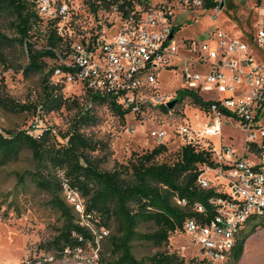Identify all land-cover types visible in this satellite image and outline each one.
<instances>
[{
	"label": "built area",
	"instance_id": "obj_1",
	"mask_svg": "<svg viewBox=\"0 0 264 264\" xmlns=\"http://www.w3.org/2000/svg\"><path fill=\"white\" fill-rule=\"evenodd\" d=\"M26 1L39 18L33 29L49 25L59 39L53 49L52 81L79 84L76 94L88 90L105 96L124 116L146 123L156 145L176 138L178 146L210 152L217 166H204L197 183L215 194L205 204H193V215L183 222L181 231L197 247L194 264H225L246 222L264 215V0L255 30L246 39L217 27L206 41L187 38L180 43L175 9L203 7L204 0H133L127 17L113 4L104 10L113 11L121 24L109 39L105 30H97L101 25L97 12L83 11L91 23L80 25L78 0ZM210 1L216 5L209 9L217 11L224 0ZM175 59L181 68L177 90L192 91L207 102L204 106L189 102L193 115L203 118L201 122L187 116L185 99L167 106L177 90L158 92L157 72L162 67L176 72ZM228 123L241 133L239 148L222 141L223 126ZM44 127L37 115L28 132L36 134ZM133 129L128 123L127 130ZM209 170L224 181L207 178L204 173ZM62 189L76 224L88 238L72 232L80 244L33 252L18 264H101L108 228L99 215L86 209L76 188L63 181ZM176 203L184 205L186 200L176 198Z\"/></svg>",
	"mask_w": 264,
	"mask_h": 264
},
{
	"label": "trees",
	"instance_id": "obj_2",
	"mask_svg": "<svg viewBox=\"0 0 264 264\" xmlns=\"http://www.w3.org/2000/svg\"><path fill=\"white\" fill-rule=\"evenodd\" d=\"M85 2L88 10L94 13L117 4L122 17H127L133 6V0ZM215 5L210 0L203 2L205 9ZM4 22L13 27L16 37H7L0 30V59H3L9 45L17 42L24 46L28 59L21 67L23 75H41L39 97L34 102L12 99L5 92L4 81L0 78V108L15 113L31 111L36 115L50 114L62 108L75 110L64 132L52 127H44L36 134L27 129L0 130V166L17 160L27 150L34 163V169L28 175L37 189L49 195L50 204L62 219L58 232L46 242L48 249L80 244L72 232L88 238V233L76 224L74 213L63 197L62 183L67 181L79 191L86 209L94 211L108 230L111 229L106 237L111 257L108 260L101 258V264H183L182 257L162 248L168 242L169 235L176 230L181 231L183 222L193 215V204H205L215 194L210 189H202L197 183L202 166H217L210 152L183 145L178 146L175 159L159 161L158 157L167 150L165 143L142 153L134 151L126 163L115 162L112 169H102L100 165L110 154L109 144L85 133V128L97 124V117L92 112L93 105L108 104L120 118H124L125 112L105 96L88 90L71 98L63 96L62 88L65 85L51 79L54 67L43 72L47 65L42 57H55L53 49L59 46L58 37L49 25H45V48L36 50L28 41L33 26L39 23L32 3L26 0H0V24ZM175 98L178 101L187 99L199 106L207 103L186 89H178ZM18 176L21 178L22 174ZM176 198L185 199L186 203L179 205ZM143 224H150L151 229L140 231ZM263 225L264 215L251 217L246 222L226 260L228 264H237L246 239ZM137 240L148 241L158 250L138 259L132 252L133 243Z\"/></svg>",
	"mask_w": 264,
	"mask_h": 264
},
{
	"label": "rangeland",
	"instance_id": "obj_3",
	"mask_svg": "<svg viewBox=\"0 0 264 264\" xmlns=\"http://www.w3.org/2000/svg\"><path fill=\"white\" fill-rule=\"evenodd\" d=\"M155 3L157 0H148ZM81 12L80 25L90 26L91 20L83 11L88 10L85 0H78ZM263 0H224L221 9H204L191 7L190 9H175V21L179 24L176 40L193 38L197 41L208 40V35L217 27L233 37L246 39L248 34L254 32L258 17L262 11ZM97 15L101 25L98 29L105 30L109 39L116 33L120 20L113 11L98 9ZM0 30L7 36L14 38L16 34L13 27L4 22ZM46 27L40 24L30 32L29 42L33 48L42 50L46 47ZM24 46L13 42L9 45L3 59H0V78L4 81L5 92L15 101L34 102L40 93V73L23 75L21 67L27 63ZM46 68L55 67L51 57H42ZM177 71L161 68L157 72L159 94H171L180 84V62ZM80 85L68 82L62 88V94L71 98L79 91ZM223 96V94H220ZM187 116L192 122H201L202 117H195V112L187 99ZM93 114L97 117V124L85 128V133L94 139L108 142L110 154L100 167L104 170L113 168L115 162L126 163L132 152L142 153L150 150L156 144L150 137L147 124L133 121L130 115L124 118L116 115L108 104L97 103L93 105ZM75 114L74 109L62 108L50 114H38L47 127L64 132L71 123ZM36 113H15L0 108V130L31 129ZM133 124V131L127 130V125ZM61 139L60 137H58ZM222 141L232 142L235 147L240 146L241 133L231 123L224 124ZM217 142V141H216ZM167 150L158 157L159 161H172L176 158L178 141L176 138L166 142ZM107 152V153H108ZM204 168L203 166L201 169ZM34 163L30 153L24 150L17 160L0 166V264H18L26 255L33 252L48 251L46 242L51 239L61 226L62 219L59 212L50 204L49 195L36 188L28 172L33 171ZM19 174L22 177L19 178ZM204 175L213 182L224 181L215 175L213 170L206 171ZM151 229L150 224H143L139 230L144 232ZM111 233V229H109ZM162 249L174 252L183 259V264H193L197 247L192 243L188 234L176 230L168 237V242ZM158 249L144 240L133 243L132 252L136 258H144L154 254ZM100 257L108 260L111 256L107 248V238L103 240ZM228 264V261L225 263ZM237 264H264V225L256 228L245 241L242 254Z\"/></svg>",
	"mask_w": 264,
	"mask_h": 264
},
{
	"label": "water",
	"instance_id": "obj_4",
	"mask_svg": "<svg viewBox=\"0 0 264 264\" xmlns=\"http://www.w3.org/2000/svg\"><path fill=\"white\" fill-rule=\"evenodd\" d=\"M222 6H223V2H220V3H219V8L221 9ZM177 101H178V100H177L176 98H174V99H172V100H170V101L168 102L167 106H168L169 108H171V107H172Z\"/></svg>",
	"mask_w": 264,
	"mask_h": 264
},
{
	"label": "crops",
	"instance_id": "obj_5",
	"mask_svg": "<svg viewBox=\"0 0 264 264\" xmlns=\"http://www.w3.org/2000/svg\"><path fill=\"white\" fill-rule=\"evenodd\" d=\"M223 5H224V1H223ZM177 24H178V23H177ZM177 27H179V24H178V26H177ZM178 29H179V28H178ZM178 29H177V30H178Z\"/></svg>",
	"mask_w": 264,
	"mask_h": 264
}]
</instances>
